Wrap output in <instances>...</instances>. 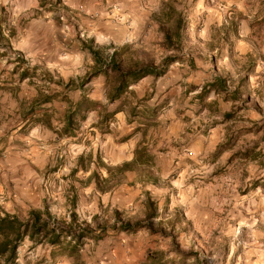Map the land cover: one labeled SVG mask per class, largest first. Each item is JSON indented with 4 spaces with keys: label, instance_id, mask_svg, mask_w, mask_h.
I'll list each match as a JSON object with an SVG mask.
<instances>
[{
    "label": "clouds",
    "instance_id": "clouds-1",
    "mask_svg": "<svg viewBox=\"0 0 264 264\" xmlns=\"http://www.w3.org/2000/svg\"><path fill=\"white\" fill-rule=\"evenodd\" d=\"M0 264H264V0H0Z\"/></svg>",
    "mask_w": 264,
    "mask_h": 264
}]
</instances>
